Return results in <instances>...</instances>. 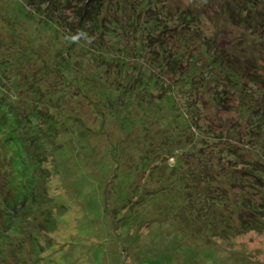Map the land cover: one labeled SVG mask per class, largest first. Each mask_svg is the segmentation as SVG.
Wrapping results in <instances>:
<instances>
[{
  "label": "rangeland",
  "instance_id": "1",
  "mask_svg": "<svg viewBox=\"0 0 264 264\" xmlns=\"http://www.w3.org/2000/svg\"><path fill=\"white\" fill-rule=\"evenodd\" d=\"M60 4L54 0H0V56L13 61L15 68L7 71L1 66L0 96H67L60 89L50 90L51 84H57L63 88L69 85L73 90L80 87L83 96L97 101L99 95L100 99L94 110L83 103L74 114L80 118L74 123L75 132L60 134L55 143L57 147L65 146V142L77 147L56 152L55 144L46 143L45 155L37 161V156L29 153L31 145L27 142L33 137H27L29 127L25 124L20 130L26 142L21 146L8 145V156L23 149L30 160L26 166L14 168L6 178L5 192L11 194L8 200L13 197L19 201L23 196L36 194L40 200L36 198V206L33 198L25 200L26 204L22 202L28 210V203L35 206L28 217L30 213L24 211L23 205H6L1 187L5 179L0 181V214H5L0 219V236H5L0 245V264H21L23 260L26 264V259L27 264H264V227H250L238 232V236L231 231L228 237L214 236L213 228L227 225L219 222V213L228 215L229 211L217 203L213 207L194 194L196 182L186 175L196 171L195 158L204 155L205 161L218 164L214 167L218 176L210 179L228 188L224 192L227 201L233 199L234 191L228 184L233 181V167H245L221 151L228 145L246 149L249 137L243 138L238 126L239 138H233L230 123L223 118L239 119L243 110L221 112L216 117L220 122L203 128L204 112L199 113L194 107L188 111L178 96L169 105L152 83L141 89L148 91L146 100L137 98L138 89L125 96L131 89L129 83L127 91L117 92L121 76L116 72L117 59L133 58L131 47L139 48V33H128L134 40L131 46L129 42L126 45L129 55L118 50L99 53L101 49L91 47L89 39L81 40L77 33L73 34L72 11ZM44 12L50 13L47 16L52 19L45 17L49 23L37 14ZM200 25L212 26L209 21ZM246 32L253 33L247 28ZM251 38L262 41L264 29ZM260 50L259 46L253 49L256 55ZM141 58L146 62L145 56ZM260 63L258 59L256 64ZM86 72L95 78L94 84H100L99 93L80 84L81 75ZM127 76L123 79L129 80ZM117 94L123 96L119 101ZM109 97L114 107H106ZM222 125L224 130L220 129ZM33 136L38 137V133ZM214 147L218 151L210 153ZM186 159L191 163H186ZM179 170L181 174L176 176ZM243 179L240 192H246L247 184L254 182L248 175ZM129 184V189L134 186L140 191L134 198L128 195ZM262 219L264 225V216ZM1 220L6 224H1ZM34 225L38 228L28 238ZM131 235L136 237L130 240Z\"/></svg>",
  "mask_w": 264,
  "mask_h": 264
},
{
  "label": "trees",
  "instance_id": "2",
  "mask_svg": "<svg viewBox=\"0 0 264 264\" xmlns=\"http://www.w3.org/2000/svg\"><path fill=\"white\" fill-rule=\"evenodd\" d=\"M58 1L61 3V8L72 11L73 34L77 33L81 40L89 39L88 43L91 47L101 49L99 53H103L102 50L107 52L118 50L126 51L125 53L129 55L126 45L128 42L130 46L134 43L130 35L139 33V41L136 43L139 48L135 50L131 47L133 58L117 59L116 72L121 74L116 87L117 92L127 91L129 83L131 89L125 96L138 89L140 95L137 98L146 100L148 91L141 89L147 88V85L152 83L164 95L161 96L163 101L169 105L177 101L175 98L178 96V98L182 97V103L186 104L188 111L192 112L191 108L194 107L197 112H204L203 128L211 123L220 122L221 120H217L216 117L218 114L220 116L221 112H229L231 108L236 111L243 110L239 119L222 117L230 123L228 128L232 129L233 138H239L236 136L238 126L242 128L243 138L249 137L247 138L249 142L246 140V149L240 150L238 145H228L221 151L234 156L239 160L238 165L245 167H233L235 169L232 174L233 181L228 183L234 191L233 199L226 200L224 192L225 190L227 192L228 188L226 189L224 184H216L217 182L211 180L218 176L219 172L214 168L218 164L205 161L204 155L195 158L196 171L191 170L186 172V175H191L190 180L196 182L197 189H193L194 194L201 196L213 207L217 203L218 207L227 208L229 211L228 215L219 213V222L227 225L218 224L213 228L214 236L228 237L230 231L233 236H238L250 227L262 230L264 227L262 219L264 216V39L252 40L251 36L259 35L260 30L264 29V12H262L264 0H54V2ZM44 13L37 14L41 16L42 21L49 23L46 18L52 19L49 17L50 13ZM59 21L66 23L65 20L59 19ZM207 21L212 26L201 27V22L207 23ZM52 22L56 25L61 24L53 20ZM67 24L68 29L70 24L69 22ZM246 28L253 33L246 32ZM80 33H85L87 38L79 35ZM65 39L67 45H70L66 35ZM123 39L127 42H122ZM122 43L124 46L120 48ZM257 46L261 49L258 55L253 51ZM142 56L146 57V62L143 61ZM98 58L105 59L100 56ZM258 59L261 60L260 64H256ZM12 62L9 58L0 56V70L1 66L7 71L10 67L15 69ZM127 75L129 80L123 79L127 78ZM81 77L83 83L80 84L88 90L95 93L102 90L98 89L100 87V84L96 85L98 82L94 84L96 80L89 73L86 72ZM49 88L54 92L60 89L61 94L67 92L68 95L65 93L67 96L54 94L39 96L33 92L34 96L16 94L0 96V173L2 174L0 181L5 179L1 185L5 193L3 196L6 197V205L11 203L23 205L24 211L30 213L28 217L39 203L36 199L40 200L39 194L23 196L16 201L13 197L8 200L7 197L11 194L5 191L8 175L20 164L26 166V162L30 160L26 159V152L23 149L8 156V145L21 146L26 142L25 134L21 132L23 130L21 125H27L29 127L27 137L29 135L33 137L27 142L31 145L29 153L37 156L38 161L45 155L46 143L55 144L60 134L75 132L74 123L80 118L74 114L79 112L83 103H88V108L94 110L98 107L95 103L100 99L99 95H96L97 101H93L89 96H83L80 87L78 90H73L69 85L63 88L61 85L51 84ZM122 98L123 96L117 94L116 101ZM189 98L192 100L188 101ZM106 107H114L111 97ZM233 125L235 126L232 127ZM220 129L224 130V126L222 125ZM35 132L38 133V137L33 136ZM72 146L77 147L73 143L66 142L65 146L61 144L57 147L55 144L54 150L57 152L61 148ZM216 151L218 148L214 147L210 153ZM181 160L178 158L177 162L182 164ZM186 160V163H191ZM181 171L179 170L176 176L181 174ZM244 175H248L254 182L247 184L246 192H240L239 189L244 186ZM129 186L130 184L128 189ZM129 190L132 194L129 192L128 195L132 198L140 193L134 186ZM43 193H45L44 189L40 195L42 196ZM30 198H33L35 206L28 203L27 205H30L28 210L23 203L26 204L25 200ZM9 209L10 207L7 206L8 211ZM4 217L5 214L1 215L0 219ZM1 224L5 225L6 222L1 220ZM38 225L33 226L31 233L27 235L28 238H32ZM1 228L0 232H2ZM135 237L131 235L128 239L132 240ZM1 241H5L4 235L2 238L0 236V245ZM21 264H25V260L21 261Z\"/></svg>",
  "mask_w": 264,
  "mask_h": 264
},
{
  "label": "clouds",
  "instance_id": "3",
  "mask_svg": "<svg viewBox=\"0 0 264 264\" xmlns=\"http://www.w3.org/2000/svg\"><path fill=\"white\" fill-rule=\"evenodd\" d=\"M79 35L84 36L85 38H87L85 33H80ZM73 39H76V37H73Z\"/></svg>",
  "mask_w": 264,
  "mask_h": 264
}]
</instances>
